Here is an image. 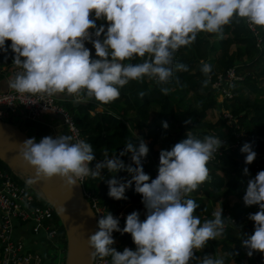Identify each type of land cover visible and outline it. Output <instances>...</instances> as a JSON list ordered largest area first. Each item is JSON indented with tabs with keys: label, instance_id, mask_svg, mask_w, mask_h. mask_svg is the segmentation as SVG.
Listing matches in <instances>:
<instances>
[{
	"label": "clouds",
	"instance_id": "1",
	"mask_svg": "<svg viewBox=\"0 0 264 264\" xmlns=\"http://www.w3.org/2000/svg\"><path fill=\"white\" fill-rule=\"evenodd\" d=\"M234 20L264 29V0H0V53L10 50L13 54L17 71L8 86L17 96L63 95L77 103L95 102L101 110L119 99L121 89L131 81L147 78L167 85L175 72L188 71L186 64L175 63V54L191 46L199 33L223 39L224 27ZM97 21L104 23L98 26ZM6 41L11 42L10 49ZM86 43H91L95 58ZM200 71L208 77L203 82L206 87L211 65L201 61ZM160 90L164 95L170 92L167 87ZM68 127L76 131L71 122ZM162 127L166 130L169 125L162 122ZM185 136L170 150L160 151L155 179L143 171L148 147L137 136L118 155L109 157L105 151L100 161L90 143L65 134L45 136L39 142L28 138L16 143L15 152L16 159L32 170L27 187L57 179L71 193L81 181L102 177V170L112 174L106 180L111 199H127L126 190L135 186L146 209L145 219L141 221L133 211L121 229L110 212L100 215L97 231L87 239L91 260L110 257L107 264H225L223 256L196 253L208 241L223 236L226 220L234 221L223 218L220 208L212 219L201 222L194 215L199 205L190 198L210 179L207 165L224 140L211 134L201 139L192 130ZM240 152L246 154L245 165L254 162L251 143L243 144ZM126 155L131 160L127 166L121 160ZM120 171L130 178H114ZM243 174L249 175L247 167ZM243 203L257 205L258 211L248 216L254 231L241 247L248 257L254 253L264 256V171L247 181ZM65 211L63 206L59 208L61 214ZM114 232L129 234L135 250L125 247L117 251Z\"/></svg>",
	"mask_w": 264,
	"mask_h": 264
},
{
	"label": "trees",
	"instance_id": "2",
	"mask_svg": "<svg viewBox=\"0 0 264 264\" xmlns=\"http://www.w3.org/2000/svg\"><path fill=\"white\" fill-rule=\"evenodd\" d=\"M101 23L104 22L97 21L98 26ZM256 30L257 35L248 29L244 20L239 22L234 20L224 27L223 39H218L213 34L199 33L191 46L182 47L175 54V63L186 64L188 71L175 72L167 85H157L147 78L143 82L131 81L121 89L119 99L102 106L105 109L101 113L97 112V105L92 101L74 106L73 101L58 99L80 128L83 139L93 146L97 161L104 159L105 151L109 157L118 155L129 141L136 142L133 129L141 131L143 134L139 135L140 138L149 141L143 171L150 176V179H155L157 173L155 161L160 153L154 149V146L162 139H167V144H163L164 150H170L176 143L185 139L186 132L190 130L201 139L215 133L216 137L229 142L238 140L241 147L245 143H251L252 150L256 152L252 164H244L246 154L240 152L241 147L225 152L215 161L208 163L210 179L201 185L202 195L192 198L199 205L194 215L198 216L201 222L211 219L214 206L219 202L222 204V217L234 221V224H231L226 220L221 240L219 242L213 240L214 245L223 248L225 253L233 254L225 256V264L229 261H232V264H264V256L260 253L248 257L247 250L241 247L243 239L251 236L254 231V224L248 220V216L258 211L257 205L249 207L243 203L247 181L254 178L259 171H264V167L259 166V164L264 165V99L257 98V95L264 93V87L259 86V83L264 81V29L256 28ZM10 43L6 41V47L9 49ZM85 47L91 50L92 57L95 58V50L91 43H86ZM216 52H219L220 56L212 60L211 57ZM201 61L210 64L212 68L209 74L210 82L206 87L203 82L208 77L200 71ZM12 63L13 54L10 50L7 53H0V67L10 68ZM230 70L242 77V80L236 81L232 87V98L220 103L217 101L219 90L214 88L213 84L218 77H225ZM177 79L179 83L176 82ZM162 87L170 89L168 95L161 92ZM141 92L145 94L143 97L139 95ZM151 105L159 109L154 123H149ZM215 109L228 111L236 119V123L227 124L221 114L215 123L204 122L206 112ZM127 112H133L138 118L135 124H131L126 118ZM189 119L191 123L185 125L184 122ZM164 121L172 125L179 123L180 127H174L172 133L163 132ZM222 130H226L227 134H222ZM236 136L238 139L235 138ZM121 160L126 166L131 163L128 155L121 157ZM0 167L13 177L14 173L1 161ZM90 167H94V163ZM245 167L249 170L247 176L243 174ZM110 175L112 174L107 170H102V177L87 178L84 181V191L100 200L103 207H108L110 210V207L114 206L115 215L121 212L127 203L141 205V208L145 209L141 196L134 191V185L126 190L127 199L117 201L109 198L106 180ZM114 178L122 179L121 171L115 173ZM231 197L236 198L237 202L229 206ZM139 215L143 221L141 214ZM54 216L56 234L52 240L54 245H51L52 255L48 259V264H66L65 228L60 219ZM123 227L121 226V229ZM118 235L121 243L116 247L117 251H123L125 245L135 250L129 234L121 235L118 232ZM196 255L201 256L200 252Z\"/></svg>",
	"mask_w": 264,
	"mask_h": 264
},
{
	"label": "built area",
	"instance_id": "3",
	"mask_svg": "<svg viewBox=\"0 0 264 264\" xmlns=\"http://www.w3.org/2000/svg\"><path fill=\"white\" fill-rule=\"evenodd\" d=\"M245 25L255 35L258 34L256 28H252L246 22ZM5 71L10 72L13 77L17 69L13 65L10 68L0 67V77ZM239 80H242V77L236 75L233 70L228 71L225 77H218L213 87L219 90L218 96L221 97V102L232 98V87ZM45 107H47L48 111L44 110ZM45 113L61 117L62 124L69 135L84 140L80 128L75 124L65 107L59 104L55 96L42 98L32 96L29 99H24L17 96L11 89L5 92L0 91V119H9L10 121L12 115L18 116L20 122L14 124L21 126L26 121L38 120ZM221 116L229 125L236 123V119L226 110L221 111ZM68 122H71L76 127V131L68 127ZM235 138L238 139L237 136ZM221 140H224V145L218 149L215 158L211 161H215L216 158L225 152L241 147V143L238 140L235 142H229L226 139ZM147 162L149 163V161ZM158 164L159 158L155 161L157 169ZM156 176L157 173L155 178ZM85 180L81 181V184ZM85 195L98 219L100 215L107 214L108 208L100 207L99 200L93 198L88 192H85ZM53 216L54 211L50 206H40V191H38L36 186L27 187L26 180L23 177L21 181H16L14 177L4 172L0 167V264H42L40 253L28 251L22 241L14 239L13 233L20 222H31L33 230L38 232L43 222L51 220ZM116 217L119 218V216ZM49 227V229H46V238L52 241L55 237L56 229L54 226ZM125 247L128 246L125 245L123 249ZM109 260L110 257L103 260L97 258L93 261V264H107Z\"/></svg>",
	"mask_w": 264,
	"mask_h": 264
},
{
	"label": "crops",
	"instance_id": "4",
	"mask_svg": "<svg viewBox=\"0 0 264 264\" xmlns=\"http://www.w3.org/2000/svg\"><path fill=\"white\" fill-rule=\"evenodd\" d=\"M215 55L213 57H211L212 60H216V58H218L220 56L219 52L214 53ZM214 69H216V67L214 66ZM8 70V69H7ZM12 78V75L10 72H6L1 75L0 77V91L1 92H5L7 90H9V82ZM260 87H264V81H261L259 83ZM246 91H244L245 93ZM256 97V96H254ZM192 98V97H191ZM257 98L259 99H264V93H261L259 95H257ZM69 101V100H68ZM76 102H74L73 100V104H75ZM60 104V103H59ZM61 105V104H60ZM63 106V105H62ZM192 108L194 110H197L194 106H192ZM104 107L101 108V110L97 109L98 113H101L102 111H104ZM159 113V109L158 107H156L155 105H151L150 106V116H149V123H154L156 122L157 119V115ZM217 114H221V110H213V111H208L206 112V116L204 118V122L207 123H215L219 116H217ZM126 118L129 119L131 124H135L138 120V118L135 116V114L133 112H127L126 114ZM167 122V121H164ZM169 127L165 130L164 128L162 129L163 132H167L169 131L170 133L174 132L175 128L174 127H180L179 123L172 125V123L167 122ZM128 124V123H127ZM130 125V124H128ZM20 129H22V131L25 133V131L30 132V134L32 135V137H34L35 139H41L45 136H52L53 138H55L56 135H61V134H65V135H69L67 129H65V127L62 124V120L61 117H59L58 115H52L49 113H45L44 115H42L38 120L36 121H26L24 123L21 124V126H18ZM133 136L135 138L140 137L139 135H142L143 133L139 130H134L133 129ZM222 134H227L226 130H222ZM211 135H215V133L211 134ZM137 136V137H136ZM29 138H32L30 136H28ZM146 145L148 146V139H144ZM163 144H167V139H162V141H160L156 146H154V149L157 150L158 152H160L161 150H164L165 145ZM122 177L123 178H130L128 177L127 172L125 171H121ZM13 177L16 181H21L22 177L13 174ZM201 186L198 188L197 191L193 192L190 194V198H195V197H199L202 195L201 192ZM234 198V197H233ZM230 199V198H229ZM236 198L233 199L232 203H229V206H232L236 203ZM48 204L45 202L44 197L42 196V194L40 193V206H47ZM221 202L216 203L214 206V211H218L221 208ZM103 206V205H102ZM133 211L138 212L139 214H141L142 220L145 219V215H146V209L141 208V205H133L131 203H127L124 208L121 210V212H119L117 215L114 214L115 212V208L110 207V210L107 209V212H110L115 218H117L116 216H119V218H117L119 220V226L121 228V226L123 227L125 224V219L126 216L131 214ZM212 212V213H213ZM213 217H211L212 219ZM54 221H55V216L52 217L51 220L43 222V224L40 227V231L35 232L33 230V225L31 222H20L17 226L16 229L13 233V237L15 240H20L23 242V244L25 245L26 249H28V251L31 252H39L40 256L42 257V264H48L49 263V257L52 255V251L48 248V244L50 245H54L53 241H50L49 239L46 238V229H49V226H54ZM113 239L115 241V243L113 244V247H117L120 245L121 243V239L118 235V232H114L113 234ZM221 240V238H217L216 242H219ZM211 251H215L216 249L220 248L221 251L218 249L217 256H223L225 258V251L223 250V248H221L220 246L214 245L215 243L213 242V240L208 241L207 242ZM201 257L203 255H212V254H207V249H203L200 251ZM215 256V255H213ZM227 264H232V261H229Z\"/></svg>",
	"mask_w": 264,
	"mask_h": 264
},
{
	"label": "water",
	"instance_id": "5",
	"mask_svg": "<svg viewBox=\"0 0 264 264\" xmlns=\"http://www.w3.org/2000/svg\"><path fill=\"white\" fill-rule=\"evenodd\" d=\"M57 99L73 101L64 96H55ZM79 103H75L77 105ZM29 137L14 123L0 119V161L15 175L27 180L32 175V170L16 159V143L23 142ZM44 197L45 202L54 210L57 218L60 219L65 228L67 252L66 264L69 260V242L74 238V262L73 264H93L90 259L92 251L87 246L88 237L97 231L98 216L86 198L84 188L81 185L75 187L71 193L61 187L57 179L48 183L34 185ZM65 208V214L59 212V208ZM94 217L89 214V211ZM71 236V237H70Z\"/></svg>",
	"mask_w": 264,
	"mask_h": 264
},
{
	"label": "rangeland",
	"instance_id": "6",
	"mask_svg": "<svg viewBox=\"0 0 264 264\" xmlns=\"http://www.w3.org/2000/svg\"><path fill=\"white\" fill-rule=\"evenodd\" d=\"M258 43H259V40H258ZM217 101H218V102H221V101H222L221 97L218 96V97H217ZM221 111H224V110H221ZM217 116H219V114H217ZM1 120L5 121V122L9 121V119H1ZM10 121L13 122V123H17V122H20V118H19L18 116H14V115H12V116L10 117ZM21 130H22V129H21ZM25 134H26L27 136L32 137V135H31L30 132H28V131H25ZM36 142H39V139H36ZM259 166H260L261 168L264 167L263 164H259ZM5 172H6V171H5ZM84 184H85V183L83 182V183H82V186H83V187H84ZM38 191H39V190H38ZM233 199H235V198L231 197V198L229 199V203H230V202L232 203ZM236 201H237V199H236ZM98 202H99V206L101 207L102 205L100 204V200H99ZM55 224H56V223H55ZM48 248H49V249L51 248V245H50V244H48ZM114 248H116V247H114ZM205 249H207V254H212V255H215V256L218 255V253H217L218 249L221 251L220 248L216 249L215 251H211V249H210L208 243H207V245L205 246Z\"/></svg>",
	"mask_w": 264,
	"mask_h": 264
},
{
	"label": "bare ground",
	"instance_id": "7",
	"mask_svg": "<svg viewBox=\"0 0 264 264\" xmlns=\"http://www.w3.org/2000/svg\"><path fill=\"white\" fill-rule=\"evenodd\" d=\"M69 251H70V253H69L68 264H73V262H74V238H73V235H72L70 242H69Z\"/></svg>",
	"mask_w": 264,
	"mask_h": 264
}]
</instances>
